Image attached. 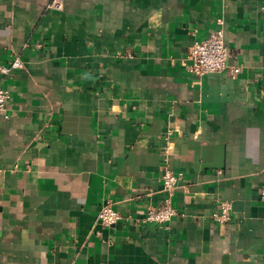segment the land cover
I'll return each instance as SVG.
<instances>
[{"label": "crops", "instance_id": "crops-1", "mask_svg": "<svg viewBox=\"0 0 264 264\" xmlns=\"http://www.w3.org/2000/svg\"><path fill=\"white\" fill-rule=\"evenodd\" d=\"M263 1L0 0V264H264ZM219 28L241 71L198 77Z\"/></svg>", "mask_w": 264, "mask_h": 264}, {"label": "built area", "instance_id": "built-area-1", "mask_svg": "<svg viewBox=\"0 0 264 264\" xmlns=\"http://www.w3.org/2000/svg\"><path fill=\"white\" fill-rule=\"evenodd\" d=\"M52 9L61 10L63 0H53L50 5ZM264 9V1L261 6ZM229 51L224 38V31L219 28L209 34L203 40H195L188 53L190 61V72L198 77L208 74L227 71L232 78H236L241 71L238 65L229 64ZM24 67L23 61L15 57L8 66H0V74L7 75L12 70ZM10 100V93L0 85V113H4ZM181 173L166 169L163 175L164 190L168 194L165 204L159 208H149L143 218V222L167 225L177 214L178 211L172 203L171 195L178 182L182 179ZM264 197V189L262 190ZM232 204L228 201L220 202L212 213V218L219 224H225L231 220ZM123 218V215L113 208L110 201L104 204L99 212L98 219L104 226L111 227Z\"/></svg>", "mask_w": 264, "mask_h": 264}]
</instances>
